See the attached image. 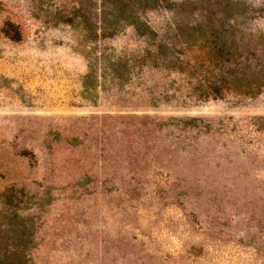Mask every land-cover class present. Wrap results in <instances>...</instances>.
<instances>
[{
  "label": "rangeland",
  "instance_id": "374dc122",
  "mask_svg": "<svg viewBox=\"0 0 264 264\" xmlns=\"http://www.w3.org/2000/svg\"><path fill=\"white\" fill-rule=\"evenodd\" d=\"M264 0H0V264H264Z\"/></svg>",
  "mask_w": 264,
  "mask_h": 264
},
{
  "label": "trees",
  "instance_id": "16d2710c",
  "mask_svg": "<svg viewBox=\"0 0 264 264\" xmlns=\"http://www.w3.org/2000/svg\"><path fill=\"white\" fill-rule=\"evenodd\" d=\"M262 88H264V81L259 83L258 85L249 83L245 92L251 95H255L256 93L260 92Z\"/></svg>",
  "mask_w": 264,
  "mask_h": 264
}]
</instances>
